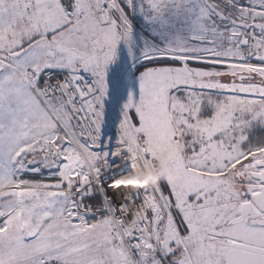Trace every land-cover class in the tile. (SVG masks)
<instances>
[{
    "label": "snow or ice",
    "instance_id": "snow-or-ice-1",
    "mask_svg": "<svg viewBox=\"0 0 264 264\" xmlns=\"http://www.w3.org/2000/svg\"><path fill=\"white\" fill-rule=\"evenodd\" d=\"M0 264H264V0H0Z\"/></svg>",
    "mask_w": 264,
    "mask_h": 264
}]
</instances>
